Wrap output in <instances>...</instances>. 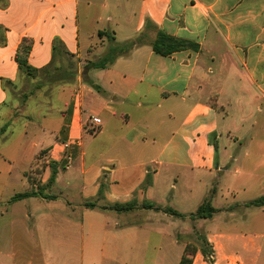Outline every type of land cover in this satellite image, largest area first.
<instances>
[{
  "label": "crops",
  "instance_id": "obj_1",
  "mask_svg": "<svg viewBox=\"0 0 264 264\" xmlns=\"http://www.w3.org/2000/svg\"><path fill=\"white\" fill-rule=\"evenodd\" d=\"M159 31L198 50L162 56ZM139 37L93 67L112 42ZM24 40L35 78L16 62ZM0 144L5 183L33 189L29 173L44 162V186L57 167L45 191L54 199L9 203L28 189L0 197L4 264H138L154 236L159 252L173 250L158 262L179 264L187 246L171 237L187 223L203 231L212 264H264V207H245L264 197V0H0ZM228 161L239 164L233 181L209 195ZM207 198L219 212L194 222L104 209L133 200L198 209ZM27 200L38 203L29 216L14 209ZM19 228L32 240L17 243ZM189 258L209 264L198 249Z\"/></svg>",
  "mask_w": 264,
  "mask_h": 264
},
{
  "label": "trees",
  "instance_id": "obj_2",
  "mask_svg": "<svg viewBox=\"0 0 264 264\" xmlns=\"http://www.w3.org/2000/svg\"><path fill=\"white\" fill-rule=\"evenodd\" d=\"M99 35L101 36H106L108 35L107 33H100ZM109 40L111 38L109 37ZM113 41V40H111ZM143 43V38L139 37L136 40L127 42L123 44L122 46L115 44L114 42L111 43L110 45V50L107 54V56L102 59L100 62L93 64V67L95 68H104L106 65L112 63L117 57L127 54L129 51L133 50L136 48L138 45ZM32 49V42L29 40H24L21 45L18 48L17 54H16V62L19 66V69L28 77L35 78L38 74V70L32 68L29 65V55L31 53ZM153 49L156 53L162 55V56H169L173 53L184 51L187 49H193V50H198V47L195 44H192L188 41L185 40H180L171 36H168L167 34L159 31L157 34V39L153 44ZM98 89V88H97ZM51 177L48 180V183L45 186H40L37 189L31 192H25L22 194H17L14 197H12L9 201V203H16L19 201H23L26 199L30 198H43L46 200H52L55 197L53 196H47L45 194V191L49 188H51L56 180L57 176V167L55 164H51ZM151 184L150 179H147L143 187H148ZM101 187V193H102V188ZM216 193V188L213 189V194ZM85 208H90L94 209L97 207L96 203L94 202H87L84 205ZM245 207H255V208H261L264 207V197H260L258 199H255L247 204H245ZM104 209H110L118 213H130L139 209H144V210H153L155 212H163L165 214H168L169 216L175 218V219H180V220H186L189 219L190 221L194 222L197 220H209L212 219L218 212L219 210L215 209L212 206L211 199L207 198L196 210L195 213L189 214V215H183L180 214L179 212L173 210L170 207H161L159 205H156L154 203L150 202H143L141 204H138L137 201L133 200L128 203L124 204H114L112 206H109L108 208ZM235 209V207L230 208ZM201 245L199 247L204 259L208 263H213L214 260V251L212 247L209 245V243L205 240V238L199 237ZM190 245L193 247L192 252H189V247ZM187 245L184 255L180 261L179 264H192V259L189 258V254L192 255L197 250V246L190 244Z\"/></svg>",
  "mask_w": 264,
  "mask_h": 264
},
{
  "label": "rangeland",
  "instance_id": "obj_3",
  "mask_svg": "<svg viewBox=\"0 0 264 264\" xmlns=\"http://www.w3.org/2000/svg\"><path fill=\"white\" fill-rule=\"evenodd\" d=\"M109 50H110V48H109ZM57 71L58 72L55 73V76H57L60 73L61 70H57ZM60 76L61 75H59L58 77H60ZM24 117H27V116H24ZM18 137H19V135L17 137H14V138L10 139V147H12V148L14 147V143H16V140H19V138H20V137L19 138ZM220 146H222V145L220 144ZM1 147H2V145L0 144V149H1ZM42 156H43V154H41L40 159H43ZM1 164H2V166L0 168L3 169L5 167L7 169L8 165H6V164H4L2 162H1ZM36 164L40 165V162H36ZM43 165H44V162L42 163L41 166L35 167L29 173V175H30L29 176V180L31 182L30 184L33 185V186L34 185L36 186V187H32L33 189L28 187V183H27L26 188H25L24 184L22 185L21 183H18V184L17 183H12L13 180L10 181V183H7V181L5 183V178L7 180V175L4 174L5 173L4 171L0 172L1 173L0 174V197L4 198L6 195L12 193L13 189H16V190H19V191H24L26 189L31 190V191L38 190L37 188L40 187L39 182H41V177H42L41 176V172L43 171V169H42ZM237 165H239V164H237ZM237 165L233 164L231 161H228V165L227 166L229 167V173L227 175H225V179H224L225 183L221 184L220 187H218L217 186V182H215L213 184V186H212V189L209 192V195L213 194V189L214 188H216V192L226 189L228 184L233 181L232 176H233L234 172L236 171ZM172 183H175V182L174 181H169L168 182V186H170ZM176 187H177V190L174 191V192L172 191V188H169V195L170 196H172V194L175 193V192H177V193L179 192L180 193V191H181V182L176 184ZM72 190L75 191V190H77V188L74 187ZM31 191H29V192H31ZM225 195L226 194H224V196ZM250 195H252V196H249V197H257V196H255V194H250ZM71 197H74V196H71ZM249 199H251V198H249ZM0 202H1L0 203V249L1 250H6V249H8V244H7L8 242L5 239V234H4L5 226H4V222L2 220L3 219L2 216L6 213V209L7 208L5 207V204L3 203V201H0ZM37 204L38 203L36 201L27 200V202H20L18 204V206L16 205V208H14V209L15 210L17 209V211L20 212V214H22V215L24 213L27 216H29V215H32L35 212V209L38 206ZM170 207H172L173 209L177 210L180 213H182V211H185V212L188 211L189 214L194 213L196 211V209H197L193 204L189 205V204H186L184 202H182V203L179 202L177 204L176 208L173 207V206H170ZM188 213L185 214V215H189ZM186 221H190V220L186 219ZM178 222L179 221H176V223H178ZM200 224H204V223L201 222ZM30 225H32V223L30 224L27 221V228L30 227ZM20 228H19V233L16 236V242L19 243L21 241H24V244H26L25 240L30 241L29 239L32 240L33 236L32 237H28V236L26 237V235L23 233V231ZM184 229H185V231H184ZM196 229L197 228H195L194 225H191L190 223H187L185 225V227L183 226L179 231L178 230L174 231L172 233L173 236L171 238L181 240L182 243L185 244L186 246L190 245V244L196 245L197 249L200 250L199 247L201 245V242L199 240L200 239L199 237H201V238L202 237L205 238V237H204V233H203L202 230H199V229L196 230ZM184 234L185 235L187 234V235L185 236ZM159 244H160V238L157 237V236H154L151 239V245L148 248V250H145L142 253L141 252L138 253V255H139L138 264H160L158 262V256L157 255L165 253V254H169L171 256L173 254L172 248H170V247L167 248L165 244H164V247L166 249L161 246V248L163 249V252L162 253L159 252V250H158ZM192 250H193V247L190 245L189 252H192ZM4 261H5L4 258L0 256V264H4ZM209 264H211V263H209Z\"/></svg>",
  "mask_w": 264,
  "mask_h": 264
},
{
  "label": "built area",
  "instance_id": "obj_4",
  "mask_svg": "<svg viewBox=\"0 0 264 264\" xmlns=\"http://www.w3.org/2000/svg\"><path fill=\"white\" fill-rule=\"evenodd\" d=\"M94 122H95L96 124H99V123H100V120H99V119H96ZM69 163H70V159H69Z\"/></svg>",
  "mask_w": 264,
  "mask_h": 264
}]
</instances>
